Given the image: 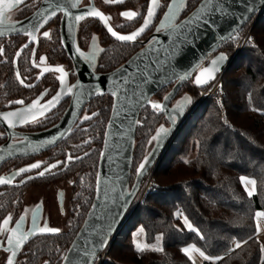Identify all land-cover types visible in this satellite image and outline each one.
I'll use <instances>...</instances> for the list:
<instances>
[{"label":"trees","instance_id":"trees-1","mask_svg":"<svg viewBox=\"0 0 264 264\" xmlns=\"http://www.w3.org/2000/svg\"><path fill=\"white\" fill-rule=\"evenodd\" d=\"M199 1L187 0L180 18ZM250 26L255 41L247 42L235 52L241 34ZM131 27L125 26L123 31ZM103 42L106 48L100 56V72L116 68L141 47L118 42L108 35ZM221 48L231 57L221 76L229 124L222 122L221 111L212 98L198 99L199 89L189 82L183 84L180 91H189L193 98L185 114L188 119L169 139L153 168L159 187L141 202L134 201L100 264H196L182 251L186 247L223 258L212 261L202 257L203 264H263L256 213L264 210V11L256 21L254 18L248 21ZM168 89L159 90L156 96L163 97ZM111 104L109 95L94 98L88 110L97 115L72 131L63 144L64 152L71 143L87 142L83 144L84 157L65 171L67 176L76 174L82 179L74 200L77 209L74 228L47 236L44 247L33 252V258L26 264H40L44 259L49 264H60L81 226L94 196L98 158ZM138 122L131 179L148 152L157 127L167 124L163 113L150 106L142 108ZM60 175H51L46 183ZM241 176L256 181L251 197L241 183ZM185 218L195 231L184 224ZM136 228L143 230L147 245L142 251L133 242ZM157 239L158 247L155 246ZM236 242L241 243L240 248L235 247Z\"/></svg>","mask_w":264,"mask_h":264},{"label":"water","instance_id":"water-1","mask_svg":"<svg viewBox=\"0 0 264 264\" xmlns=\"http://www.w3.org/2000/svg\"><path fill=\"white\" fill-rule=\"evenodd\" d=\"M55 1L43 0L40 7L31 15L18 21H5L0 25V32L3 33L0 37L29 34L31 38V34L45 22L53 10ZM185 1L178 0L175 16L171 21L165 19L166 9L154 30L146 39L139 41L138 39L155 23L159 14L157 7L149 28L137 37L135 42L119 41L138 43L141 47L122 64L104 73L94 72L77 57L73 50L76 45L74 22L72 19L64 18L62 43L75 64L77 74V79L70 86L64 87V89H72L71 92L66 90L61 92L62 89L59 91L61 99L70 96L68 107L59 121L50 128L28 134L16 133V136L23 138V141L13 144L9 136L8 140L0 145V165L9 159L46 151L68 134L79 113L90 100L101 95L111 96V110L99 153L93 200L60 264H95L97 255L110 247L124 219L127 218L142 179L159 160L169 139L176 135L182 123L188 119L185 117L183 107L174 124L169 120V111L177 108L170 106L172 99L188 81L199 90L212 82L215 78L198 86L195 79L205 68H211V61L221 54L226 59L221 62L220 70L215 72V77L219 73L223 74L231 62V57L225 50H220L221 46L252 18L256 21L264 11V0H200L188 14L176 21ZM150 2L151 0L148 6ZM159 2L158 0V4ZM20 3L17 4L15 0H3L0 9L4 10V19ZM56 8L62 9L61 5ZM83 12L85 15L93 16ZM146 16L147 11L144 18ZM198 16L201 19H197ZM143 22L144 19L132 32L121 34L113 29L106 19L101 20L107 32L111 27L118 35H129L137 31ZM158 28L160 31H157ZM108 33L116 40L110 32ZM29 43L30 39L27 44ZM209 55H212L211 59L198 69ZM207 75L205 73L203 78L207 79ZM171 84H173L171 89L162 101L157 103L166 106V109L159 110L163 113L168 126L163 124L158 126L152 137L161 127L169 131L158 150L151 137L149 150L141 160L143 162L145 157H148L149 162L141 175L137 174L141 162L138 164L133 181L130 182L139 114L143 107H153L151 98L159 90ZM166 97L168 99H165ZM4 114L0 113L1 125H4L5 120L8 119V117L4 118ZM102 239L105 243L99 246Z\"/></svg>","mask_w":264,"mask_h":264},{"label":"flooded vegetation","instance_id":"flooded-vegetation-1","mask_svg":"<svg viewBox=\"0 0 264 264\" xmlns=\"http://www.w3.org/2000/svg\"><path fill=\"white\" fill-rule=\"evenodd\" d=\"M139 1L141 6L138 15L129 21H122L121 24L115 26L113 24L115 17L112 13L113 11H111L113 9L111 8V4L106 3L105 0H56L53 10H51L45 22L31 34V38L29 34L0 37V48L3 49V53L0 54V113H23L24 120L23 123H19L20 116H9L5 120L4 125L0 124V145L5 143L9 136H11V143L13 144L23 141V138L16 136V133L28 134L50 128L59 121L68 107L70 96L61 99L54 107L44 111L43 115H39L42 106L55 97L62 87L66 88L70 86L77 79L75 64L62 43L63 19H72V22H74V40L76 45L73 50L77 57L94 72H100L98 70L99 60L106 48V44L103 41L106 35L111 36L98 17L85 15L83 11L89 13V10H94L102 13L113 29L121 34H127L141 24L146 14V6H148L149 0L146 2L144 0ZM159 1L160 6L157 19L153 26L138 39L139 41L146 39L153 31L167 9V5L170 3V0ZM42 2L43 0H23L12 12L5 16V21H18L31 15L40 7ZM58 5H61L62 9L56 8ZM76 17H80V19L78 20ZM129 25H133V27L128 31H123V27ZM45 32L49 33V35L44 36ZM29 39L30 43L27 44ZM94 41H99L104 45L99 54L94 52ZM25 45H28V47L25 48ZM17 53H19V56ZM81 53L83 55H80ZM57 68H62L63 72H57ZM17 74H19V77ZM21 80L23 83H21ZM61 80L64 82L63 85H61ZM188 82L191 83V81ZM25 85L32 86L28 87ZM172 85L167 86L169 87L168 91ZM181 88L174 99H172L170 106L180 105L182 108H185L184 114H186L193 95L187 90L180 91ZM45 92H47V95L38 100L41 94ZM182 93L188 94V102L185 103V99L180 98L174 103V100ZM92 100L83 107L68 134L54 147L39 154L9 159L0 165V178L7 179L9 176L12 177L19 169L28 168L34 163L42 162L41 168L21 173L19 176L11 179L10 183L0 184V244H3V246H0V264H6L7 258L12 255V251H5V248L8 247L6 240L9 237L13 239L14 244L16 242L20 243L18 249H13L17 252L14 264H26V262L33 258V255L31 256L33 252L35 253V251L41 250L44 247L47 236L62 234L74 228L77 216L74 200L80 191L82 179L76 174L67 176L65 171L73 162L79 160L77 157H80V159L84 157L86 152L83 144L87 142L80 140L71 143L65 148L64 152L63 144L66 137L72 131L87 123L88 120H84V116H93V112H89L88 110ZM18 101H22L23 103H16ZM35 101H38V103L33 108L32 105ZM33 115H35L34 119ZM10 123L12 124L11 127L9 126ZM52 152L54 154H51ZM69 154L72 156L71 160L68 159ZM57 162H61L58 167L51 168L43 176L37 175V173L44 171L49 165L57 164ZM57 174H61L58 179L46 183V178ZM30 177L32 178L30 179ZM67 185H69L72 192L69 198L71 207L73 208L71 213L74 217L71 227L67 230H59L58 232H40L39 229L41 228L57 229L61 225L60 222L63 220L62 216L65 211H63V208ZM37 189H40L39 192L46 191L47 195L54 193L55 197H52L53 202L56 201L57 203L56 198L58 197V205H60L59 207H61L62 212L59 216L56 215L53 218L45 216L43 210L40 209L26 213V202L23 198L27 193L34 192ZM33 215L38 219L35 227L32 223ZM9 216L12 217V221L7 226L9 231L4 232L3 220ZM21 217H24V219L21 220ZM17 222H19L20 228L13 233L11 229L16 227ZM41 241L43 244H41ZM40 264H49V261L44 259L41 260Z\"/></svg>","mask_w":264,"mask_h":264},{"label":"snow or ice","instance_id":"snow-or-ice-1","mask_svg":"<svg viewBox=\"0 0 264 264\" xmlns=\"http://www.w3.org/2000/svg\"><path fill=\"white\" fill-rule=\"evenodd\" d=\"M15 2L18 4V3L21 2V0H15ZM105 2L106 3H119V2H122V0H105ZM2 3H3V0H0V4H2ZM177 4H178V0H170V3L167 5V12H165V19L166 20L171 21L173 19V17L175 16V8H176ZM159 6L160 5L158 4V0H151L150 6H146L147 7V16L144 18L143 25L137 31H135V32H133V33H131L129 35H118L115 31L112 30L111 27H109L107 30L118 41L135 42L137 40V37L141 36V34L144 33L146 29L149 28V26H150V24H151V22L153 20V17L155 16V9L157 7H159ZM9 7H12V5H9ZM89 14L90 15H93V16H96V17H99L101 20H105L106 19L104 17V15L102 13L98 12V11L89 10ZM121 15L122 16H125V17H127L129 19H132L133 17L137 16L138 14L136 12L126 11V12L121 13ZM76 19L79 20L80 17H76ZM197 19H201V17L198 16ZM4 23H5L4 10L3 9H0V25H2ZM157 31H160V29L158 28ZM0 35H3V33L0 32ZM48 35H49V33H47V32L44 33V36H48ZM24 47L26 48V47H28V45H25ZM2 53H3V49L0 48V54H2ZM17 55L19 56V53H17ZM80 55H83V53H81ZM225 59H226V57L223 54H221L216 59H213L211 61L212 67L211 68H205L199 75H197L196 76V79H195V83L199 86V85L206 84L209 81H211L212 79H214L215 78V72H217V71L220 70L221 62L224 61ZM56 71L57 72H63V69L62 68H57ZM205 73L208 74L207 75V79H204L203 78L204 75H205ZM17 76L19 77V74H17ZM21 83H23L22 80H21ZM63 84H64V82H63V80H61V85H63ZM25 86L31 87L32 85H25ZM65 90L67 92H71L72 91V89H70V88L64 89L62 87L61 92L65 91ZM61 92H58L55 97H53L45 105L42 106V109L40 110L39 115H43L44 114V111L49 110L51 107H54L56 103L59 102V100L61 99ZM44 95H47V92L42 93L41 94V97L38 98V100L39 99H42ZM113 95H115V93H113ZM250 98H251V93H249V99ZM165 99H168V98L166 97ZM188 99L189 98H185V103L188 102ZM16 103H23V102L22 101H18ZM37 103H38V101L33 102L32 107L35 108ZM152 106H153V108H156V109H161V108H165L166 109V106L160 105V104H154ZM182 110H183L182 109V106L178 105L177 108L172 109L171 111H169V113H168L169 120L173 124L175 123V118L181 114ZM253 110H256V109H253ZM92 115L95 116L97 114L96 113H93ZM9 116H20L21 119L18 122L19 123H23L24 122V120H23V113L10 112V113H5L4 114V118L5 119H7V117H9ZM34 118H35V115H33V119ZM91 118H92L91 116H84L83 117L84 120H89ZM9 126L11 127L12 124L10 123ZM168 131L169 130L165 129L164 127H161L157 131L156 135H154L152 137V141H155V143H156V150H158L159 147L162 145L163 140H164L165 136L167 135ZM68 159L69 160L72 159L71 154H69ZM77 159H80V157H77ZM148 162H149L148 157H145L144 161L139 164V166L137 168V174L138 175L143 174V172H144V170L146 168V164ZM60 163L61 162H57V164L49 165L47 168L44 169V171H41V172L37 173V175L38 176H43L45 174V172L50 171L51 168L58 167ZM41 164H42V162H37V163H34V164L30 165L28 168L19 169V171H17L16 173H14L13 176L10 177V178H7V179L0 178V184L10 183L11 182V179H14L15 176H19L21 173L29 172L32 169H39V168H41ZM31 178L32 177H30V179ZM240 180H241V183L244 184V186H245V190L247 191V195L249 197H251L254 194V192H255V184H256V181L253 180V179H248V178H246L244 176H241L240 177ZM248 185H252L253 186L251 190H248ZM129 195H132V193H129ZM256 216L257 217H264V212H257L256 213ZM20 219L23 220L24 217H21ZM11 221H12V217L11 216H9V217H7V218H5L3 220V225H4L3 231L4 232H8L9 231V229L7 228V226L9 225V223ZM32 223H33V226L34 227L38 223V219H37V217L35 215H33V217H32ZM184 224L188 227L189 230L195 231V229L192 228V225L188 222L187 218L184 219ZM19 228H20V224H19V222H17L16 227L12 228L11 231L13 233H15L16 231H18ZM39 231L40 232H58L59 229L41 228V229H39ZM141 231H143V230L141 229ZM256 231L257 232L260 231V227H259V224L258 223L256 225ZM25 239H26V237H25ZM201 239H203L202 236H201ZM104 243H105V241L102 239L100 241V245L99 246H103ZM244 243H247V241H244ZM6 244L8 245V247L5 248V251H12V255L7 258L6 264H14V258L17 255V252L15 250H13V249H18L20 247V243L19 242H16L14 244L13 243V239L11 237H9L6 240ZM0 246H3V244H0ZM136 247H137V250H140V251L143 250L140 247L139 244H137ZM235 247L236 248H240L241 247V243L240 242H236ZM191 250L199 251L200 256L203 257L205 260L215 261V260L223 259L222 257H219V256L218 257H210V256H207V255H205V253L203 251H200L199 249H191ZM191 250L189 248H187V247L184 248V249H182V251L186 255L189 254V252ZM262 250H264V247H262ZM85 255L87 256V254H85Z\"/></svg>","mask_w":264,"mask_h":264},{"label":"rangeland","instance_id":"rangeland-1","mask_svg":"<svg viewBox=\"0 0 264 264\" xmlns=\"http://www.w3.org/2000/svg\"><path fill=\"white\" fill-rule=\"evenodd\" d=\"M110 4H111V8L113 9L111 11H113L112 13L115 17V22L113 21V24L115 26H118L119 24H121L122 21H129L130 20L129 18L122 16L121 13L126 12V11H132V12H136L138 14L140 12V6H141L139 0H122V2L110 3ZM180 16H181V13L178 15V18L176 21L179 20ZM93 44H94L93 45L94 52L95 53L97 52L99 54L102 51L104 45L101 44L99 41H94ZM221 49L222 48H220V50ZM165 95H166V93H165ZM199 95H200V92H199ZM163 97L154 96L151 98V102L154 104L160 103L162 101ZM188 97L189 96L187 93H182L174 100V103H175V101H178L180 98L185 99ZM163 125H165L166 127L168 126L167 124H163ZM133 178L131 179L130 182L133 181ZM39 190L40 189H37L36 191L27 193L24 196L23 200L26 202V209H27L26 213H29L32 210H39L40 209V210H43V214L45 216L47 215L51 218L55 217L56 215L59 216V214L62 212H61V207H59L60 205H58L59 204L58 203V197L56 198L57 203H56V201L53 202L52 197H55L54 193H52L51 195H47L46 191L39 192ZM65 191H66V196L64 197L65 198V203H64L65 209L63 208V211L64 210L65 211H64V215L62 216L63 220H62V222H60L61 225H59L57 227V229H59V230L69 229L72 225V221L74 218L73 214L71 213V211H73V208L71 207V203L69 201L70 195L72 193L69 185L66 186ZM137 198H138V196H137ZM140 230H141V228H136V230L133 232V237H136ZM143 236H144V234H143ZM262 258H263V256H262Z\"/></svg>","mask_w":264,"mask_h":264},{"label":"built area","instance_id":"built-area-1","mask_svg":"<svg viewBox=\"0 0 264 264\" xmlns=\"http://www.w3.org/2000/svg\"><path fill=\"white\" fill-rule=\"evenodd\" d=\"M254 42L255 39L251 37V26L248 27L240 36L239 41L237 43V46L235 47V52L239 49H241L247 42ZM212 55H209L208 58H206L198 67V69L205 65L206 62H208L211 59ZM223 74L219 73L215 79L210 82L205 88L200 89V95L199 99L210 97L212 98L213 103L220 109L221 115H222V122L225 125L229 124V120L226 118V111L223 104V92L221 87V76ZM156 164V162H155ZM155 164L152 166V168L149 169V171L146 173L145 177L142 179L140 187L138 189V192L136 194L135 200L137 199L138 202H141L144 196L150 193H154L157 188L159 187L158 182L156 181L155 177L153 176V168ZM138 196V198H137ZM134 200V201H135ZM106 250L101 251L97 255V259L95 264H100L103 259L105 258Z\"/></svg>","mask_w":264,"mask_h":264},{"label":"crops","instance_id":"crops-1","mask_svg":"<svg viewBox=\"0 0 264 264\" xmlns=\"http://www.w3.org/2000/svg\"><path fill=\"white\" fill-rule=\"evenodd\" d=\"M248 179H250V178H248ZM242 185L244 186V184H242ZM252 187H253L252 185H248V190H251ZM244 189H245V186H244ZM258 212H264V210L258 211ZM256 223H258L259 227H260V231L257 232V237H258V239H259V241L261 243V247H264V217H257L256 216ZM143 239H144L143 231L140 230L139 233L137 234V236L133 237V242H134L135 245L139 244L140 247L142 248V247L147 246ZM155 246L156 247L159 246V239L156 240ZM191 249H195V248L191 247L190 250ZM189 255L196 262V264H203L202 257L200 256L198 251L191 250L189 252ZM262 256H263V259H264V250H262ZM263 264H264V260H263Z\"/></svg>","mask_w":264,"mask_h":264}]
</instances>
